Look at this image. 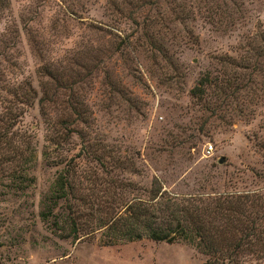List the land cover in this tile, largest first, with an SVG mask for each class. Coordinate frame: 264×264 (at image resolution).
Returning a JSON list of instances; mask_svg holds the SVG:
<instances>
[{"label": "rangeland", "instance_id": "374dc122", "mask_svg": "<svg viewBox=\"0 0 264 264\" xmlns=\"http://www.w3.org/2000/svg\"><path fill=\"white\" fill-rule=\"evenodd\" d=\"M7 3L0 10V133L12 146L0 143V264H203L205 256L182 242L104 245L96 218L86 221L88 205L78 207V238L62 221L66 200L55 205L58 218L43 219L62 168L48 161L60 156L77 166L76 192L95 201L93 210L110 194L143 195L153 179L179 197L264 190V0ZM179 5L187 13L181 21L172 9ZM46 67L62 70L65 88L41 105L70 115L57 144L49 141L56 128L40 112ZM203 76L204 94L193 98ZM22 80L37 98L7 126L14 98L2 89ZM72 106L83 123H73ZM21 135L35 150L25 179L11 159ZM111 212L96 216L106 222Z\"/></svg>", "mask_w": 264, "mask_h": 264}, {"label": "trees", "instance_id": "16d2710c", "mask_svg": "<svg viewBox=\"0 0 264 264\" xmlns=\"http://www.w3.org/2000/svg\"><path fill=\"white\" fill-rule=\"evenodd\" d=\"M203 1L207 4L214 0ZM7 4V0H0V10L6 8ZM182 6L172 7L180 21L187 17ZM41 70L48 80L41 84L43 98L39 100L40 112L52 124L51 128L53 130L56 128L49 141L57 144V140H65L66 122L70 115L62 111L54 115L46 113L41 101L42 103L55 101L57 92L65 88L64 77L62 70L57 71L51 67ZM49 80L55 84L53 91H50L48 87ZM207 84L208 77H201L197 86L190 91L192 97L200 98ZM2 90L6 93L10 92L14 98V104L6 101L10 106L5 107V125L11 116L12 122L7 126H13L16 118H20L26 108L34 105L37 93L28 80L16 81L11 85L6 84ZM71 109L75 116L73 123H83L85 119L82 118L79 109L75 106ZM27 139L21 135L18 143L13 146L12 157L11 155L8 157L15 160L20 179H25L28 174L24 166L35 158V150ZM1 142L9 143L10 145L7 146L9 149L12 146L7 134L0 133ZM46 154V152L43 154L44 157L47 156ZM63 160L59 156L53 161H48L50 165L62 168L53 183L52 192L55 198L51 206L47 205L42 218L48 219L49 216L58 218L55 216V207L58 201L66 200L68 213L62 221L70 227L74 238L79 237V230H81L77 219H79L80 212L78 207L82 204L89 206L90 213H87L89 217L86 220L87 223L91 218H96V227L104 229L105 237H107L104 242L106 246L133 242L146 237L154 242H182L192 246L205 256L203 264H264V190L179 197L164 191L162 184L157 179H153L150 188L143 195L126 199L121 195L113 194L116 195L115 198L109 200L113 196L110 194V198L106 199L105 203L96 204L105 211L99 209L100 207L93 210L95 201H90L76 192L80 185V182H76L74 178L77 166ZM116 163L117 168L124 169L122 166L125 163L121 161ZM120 182L117 187L122 188ZM128 186L130 187L131 183L123 184L125 188ZM98 212H104V215L111 212L108 221L104 222V218L96 216ZM93 231L91 228L90 232Z\"/></svg>", "mask_w": 264, "mask_h": 264}, {"label": "built area", "instance_id": "2783aa9c", "mask_svg": "<svg viewBox=\"0 0 264 264\" xmlns=\"http://www.w3.org/2000/svg\"><path fill=\"white\" fill-rule=\"evenodd\" d=\"M212 150H213V146L212 145H209L208 147H207V149H206V153H211L212 152Z\"/></svg>", "mask_w": 264, "mask_h": 264}, {"label": "water", "instance_id": "95a60500", "mask_svg": "<svg viewBox=\"0 0 264 264\" xmlns=\"http://www.w3.org/2000/svg\"><path fill=\"white\" fill-rule=\"evenodd\" d=\"M223 161V159H221V161L220 162H222Z\"/></svg>", "mask_w": 264, "mask_h": 264}]
</instances>
